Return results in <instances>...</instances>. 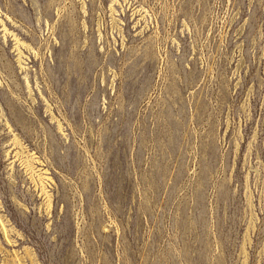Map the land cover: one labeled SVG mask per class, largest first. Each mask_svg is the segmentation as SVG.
<instances>
[{"label":"rangeland","instance_id":"obj_1","mask_svg":"<svg viewBox=\"0 0 264 264\" xmlns=\"http://www.w3.org/2000/svg\"><path fill=\"white\" fill-rule=\"evenodd\" d=\"M0 264H264V0H0Z\"/></svg>","mask_w":264,"mask_h":264},{"label":"bare ground","instance_id":"obj_2","mask_svg":"<svg viewBox=\"0 0 264 264\" xmlns=\"http://www.w3.org/2000/svg\"><path fill=\"white\" fill-rule=\"evenodd\" d=\"M15 142H17V141H15Z\"/></svg>","mask_w":264,"mask_h":264}]
</instances>
